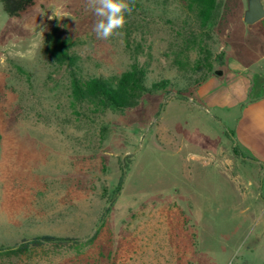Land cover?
<instances>
[{
    "label": "rangeland",
    "instance_id": "374dc122",
    "mask_svg": "<svg viewBox=\"0 0 264 264\" xmlns=\"http://www.w3.org/2000/svg\"><path fill=\"white\" fill-rule=\"evenodd\" d=\"M248 1L217 0L207 62L244 66L264 84V19L244 23ZM129 2L108 40L96 38L86 0H35L17 18L0 2V248L42 234L75 240L0 264H264V165L237 144L235 112L197 100L198 49L183 47L179 1ZM55 27L72 35L77 75L107 79L137 57L148 83L187 91L76 114L68 69L44 52Z\"/></svg>",
    "mask_w": 264,
    "mask_h": 264
},
{
    "label": "trees",
    "instance_id": "16d2710c",
    "mask_svg": "<svg viewBox=\"0 0 264 264\" xmlns=\"http://www.w3.org/2000/svg\"><path fill=\"white\" fill-rule=\"evenodd\" d=\"M177 1H179V13L184 17L183 24H186V29L182 28L183 34H180L182 38L184 37L183 47L198 49L199 58L195 63L198 72H202V76L193 82L198 88L207 79V75L213 72L211 65H208L205 48L210 40L209 32L217 12V0ZM0 2L4 12L10 18L20 17L35 4V0H0ZM73 46L72 35L66 31L62 32L57 27L44 40V52L46 57L52 60V65L56 68L65 66L69 71L71 107L74 108L73 112L76 114L81 112L90 118L99 117L107 110L124 112L138 105L145 95L155 93L168 95L174 92L177 96L183 97L187 91L185 88L177 91L170 80L148 83L146 80V70L148 69L138 62L137 57H133V62L119 75L116 74L107 79L96 75L82 77L77 75L78 59L72 51ZM203 55L206 56L202 60L200 58ZM177 64L179 65L178 62ZM180 66L182 65L180 64ZM211 75H215L214 72ZM256 81L257 79L253 78L251 80L250 100L264 97V91H262L264 84H258ZM122 182L121 177L119 186L122 185ZM72 241L75 242L73 238L47 234L37 235L29 239H22L12 247H1L0 259L22 261L37 250L63 249Z\"/></svg>",
    "mask_w": 264,
    "mask_h": 264
},
{
    "label": "crops",
    "instance_id": "0c3cea01",
    "mask_svg": "<svg viewBox=\"0 0 264 264\" xmlns=\"http://www.w3.org/2000/svg\"><path fill=\"white\" fill-rule=\"evenodd\" d=\"M248 73L244 66L229 63L221 76H208L194 94L208 110H217L224 115L235 112L232 121L237 144L258 164L264 165V97L249 99L252 82ZM14 205L17 208V202ZM0 209L5 212L3 207ZM19 209L21 207L16 210ZM23 214L22 220L25 221L28 214Z\"/></svg>",
    "mask_w": 264,
    "mask_h": 264
},
{
    "label": "clouds",
    "instance_id": "9594fccd",
    "mask_svg": "<svg viewBox=\"0 0 264 264\" xmlns=\"http://www.w3.org/2000/svg\"><path fill=\"white\" fill-rule=\"evenodd\" d=\"M87 7L98 18L93 32L98 40H108L127 24L132 7L129 0H86Z\"/></svg>",
    "mask_w": 264,
    "mask_h": 264
},
{
    "label": "water",
    "instance_id": "95a60500",
    "mask_svg": "<svg viewBox=\"0 0 264 264\" xmlns=\"http://www.w3.org/2000/svg\"><path fill=\"white\" fill-rule=\"evenodd\" d=\"M262 19H264V4H262L261 0H249L248 8L243 14L244 23L253 25ZM214 74L221 76L222 71L216 70Z\"/></svg>",
    "mask_w": 264,
    "mask_h": 264
},
{
    "label": "built area",
    "instance_id": "2783aa9c",
    "mask_svg": "<svg viewBox=\"0 0 264 264\" xmlns=\"http://www.w3.org/2000/svg\"><path fill=\"white\" fill-rule=\"evenodd\" d=\"M228 264H233V263H232V261H231V262H229Z\"/></svg>",
    "mask_w": 264,
    "mask_h": 264
}]
</instances>
